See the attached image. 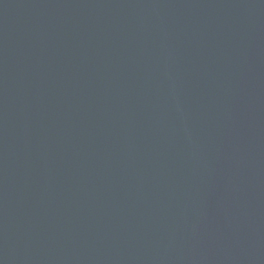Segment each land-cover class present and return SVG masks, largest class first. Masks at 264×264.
Here are the masks:
<instances>
[{
  "label": "water",
  "instance_id": "water-1",
  "mask_svg": "<svg viewBox=\"0 0 264 264\" xmlns=\"http://www.w3.org/2000/svg\"><path fill=\"white\" fill-rule=\"evenodd\" d=\"M0 264H264V0H0Z\"/></svg>",
  "mask_w": 264,
  "mask_h": 264
}]
</instances>
